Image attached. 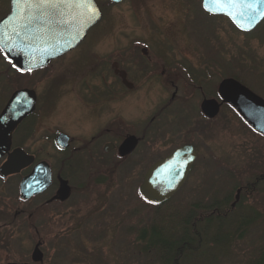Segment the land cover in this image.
Here are the masks:
<instances>
[{"label": "rangeland", "instance_id": "rangeland-1", "mask_svg": "<svg viewBox=\"0 0 264 264\" xmlns=\"http://www.w3.org/2000/svg\"><path fill=\"white\" fill-rule=\"evenodd\" d=\"M96 1L104 6V15L90 28L81 50L43 72L18 74L0 55V110L15 89L34 88L38 127L31 139L55 129L91 134L116 117L122 134L136 129L141 137L148 128L147 133L138 150L120 162L98 155L87 164L84 151H77L73 159L80 158L83 165L76 168L71 162L73 171L65 170L71 198L48 210L38 208L39 199L19 201L17 178L0 179V264L30 262L39 240L41 264H256L264 253V183L260 194L244 197L243 208L250 210L245 226L226 227L227 219L214 218L199 224V213L209 216L212 199L223 202L233 196L236 180L241 183L257 174L264 163L263 140L227 110L209 124L202 122L198 105L201 90L212 95L223 78L248 81L264 75V25L242 33L225 18L204 12L201 0H124L116 5ZM143 46L148 48L144 58ZM112 60L130 68L135 90L119 89L101 102L91 99L80 83L89 79L91 85H100L93 69L101 64L106 87H114L108 68ZM143 64L149 68L146 72L141 71ZM93 104L96 111L100 105L105 108L94 113ZM182 139L200 149L182 188L160 205L140 199L141 150L148 146L156 160ZM30 140L27 149L41 157L58 164L64 156L48 140ZM227 174L231 180L225 181ZM34 208L36 213L27 219ZM238 212L233 219L240 218ZM180 238L193 240V247H183L178 254Z\"/></svg>", "mask_w": 264, "mask_h": 264}, {"label": "flooded vegetation", "instance_id": "flooded-vegetation-1", "mask_svg": "<svg viewBox=\"0 0 264 264\" xmlns=\"http://www.w3.org/2000/svg\"><path fill=\"white\" fill-rule=\"evenodd\" d=\"M13 1L14 0H0V21L8 18L10 16L16 18V21H12V22L14 23L13 27L17 28L19 34H21L23 37L22 41H20V43H19L20 46L23 48L21 50H25V48H28V51H37V49H38V51H43V52L54 51L55 49H53L51 47H58L59 44L65 43V41L61 38L65 37V35L69 34L68 28H69L70 20H72L74 18L77 19L80 16V14L81 13L84 14V11H85V8L80 5L82 0L76 1V3H78V4L75 7L73 6L74 0H53L52 3H43V2H41V0H18V4H14L15 2H13ZM94 1L96 2L97 6L100 9V12H101L100 20H101L103 15H104V6L99 4L96 0H94ZM105 1H106V3H105L106 5H116V4L121 3L124 0H120L118 2H114L112 0H105ZM253 1L255 3L259 2V0H253ZM200 5L202 7V0L200 2ZM203 11L206 12L205 10H203ZM206 13L209 15H212L214 17L225 18L232 25L233 28H235L237 31H240V32L246 33V34L256 30L257 28H260V27L263 28L262 26L264 25V16H263L259 20V22H257L253 26V28H251L250 30L244 31V30L238 29L232 23V21L225 15L211 14L208 12H206ZM261 28H260V30H261ZM89 30H87L85 36L77 44H75L69 50H66V51L62 50L63 52L61 54L50 59L45 66L37 68L35 70V72H33V74L43 72V70L47 69V67L51 66L57 60L62 59L63 57H65L66 55H68L70 53L81 50V48L83 47V44L86 42V39H88ZM59 36H60V38H59ZM0 55H2L1 50H0ZM140 55L142 58L147 57L148 48L146 46H143L140 49ZM114 63L116 64L117 70L121 71L125 74V79L127 80L128 83H130L132 85L131 87L126 86L123 83L121 76L116 74L115 70L113 69ZM96 65H97V63H96ZM178 66L180 67V70L183 71L182 73H184L185 68L180 66V65H178ZM100 67H101V64L99 65V67L97 66L96 69H93V71H97L95 78L99 79V81L101 83L100 85H97V84L91 85L89 83V79H84L80 83L82 85V89L88 90L87 93H88V96L91 97V99L93 98V100H94V98H95L96 101L101 102L103 96L105 97L106 95H111V94L116 95L117 91L119 89H120V91H122V89H126V91H134L135 90L134 88L137 86V84H136V82L133 81V79L131 77L130 68H128L126 65H124L121 61L112 60V61H110V63H108L109 72L113 75L112 83H113L114 87L112 86V88H108L109 86L106 87V78L104 77V73H100L104 68H100ZM148 69L149 68L147 67L146 64L145 65L143 64V66L141 67V71L146 72V70H148ZM148 73H149V75H152L151 72H148ZM227 78L235 79L236 81L241 83L243 86H245L250 92H252L256 96H258L259 98L264 100V75H262L261 77H259L257 79L255 78L253 80L247 79L249 81V83H248V81H242L243 79L240 80L239 78H236L234 76L233 77H227ZM224 79H226V78L221 79L217 84L215 83L216 87L213 89L214 92L210 96L206 95L201 90V92H202L201 96L202 97H201L199 105H198L199 106L198 112H199V115L201 116V119H202L201 121L209 124V123L213 122L221 113H223L224 111L227 110V111L231 112L232 114H234L243 123V125H245L247 128H249V129L253 130L255 133H257L260 136V138L263 140V146H264V135L255 131L249 124H247L241 118L240 114L236 111V109L230 103L224 101L222 99V97L220 96L218 88H219L220 82ZM21 88H27V87H21ZM29 89H33L35 91V94H36L35 108L31 113H29L27 116H25L21 120V122L12 131L10 148H9L8 152H6L4 154V156H2L0 158V166L2 163H4L7 160L8 154H10L11 152H13L16 149L22 150L28 156H32L33 160L28 165L21 168L18 172L6 175L5 177H2L0 175V179L2 181H5V180H8L12 177L17 178L18 179L17 189H18V194H19L18 195L19 201L24 202V203H28L32 200L39 199L37 206H38V208H40V210H48L49 207L53 206V205L60 206L64 203H67L69 201V199L71 198L72 186H71V182H70L71 179L68 177V175H69L68 173H71L74 169V165L71 162H74L76 168L80 167V165H83L80 158H77L76 160L73 159L74 158L73 156L77 151H84V158H85L84 161L87 164L90 163V160H92V158H95V156L98 157V155H99L98 158H101L100 157L101 155L103 158H105L107 155H111V157L113 159L117 160V162H120L122 160L129 158L132 154H134V152H136L138 150V148H139V146L143 140V137L147 133L148 128L143 130L144 134L141 137L136 134V131H137L136 129H133L132 133L126 132L125 134H122L120 121H119L118 117H116V118H114L113 124L108 123V126H107L105 124V121H104L102 123V125L100 124L101 126L99 125L98 126L99 128L91 134L81 135V136L75 135V134L70 135L68 132H65V131L60 130V129H57V130L55 129L51 132V134H47L45 137L41 138V136H40L41 139H38V140L34 139L35 134H36L35 131H36V128L38 127V120L35 121L36 124L34 123V120L37 118V111H38L37 108H38V104H39V99H38V95L36 93V90L34 88H29ZM200 89H202V88H200ZM12 93H13V91L10 93L9 97L6 99L1 110L7 104ZM173 96H174V93H172V95H171V98H170L171 100L173 99ZM83 97H84V99H86L85 96H83ZM205 99L206 100H214L216 102V104L218 105V111L215 114V116L209 117L202 112L201 103ZM87 101H88V99H87ZM172 101H170V102H172ZM87 103L92 104V102H90V101H88ZM53 105L55 106L56 102L53 101ZM104 105H100L98 111H96L97 106L94 105L95 106L94 113L101 111L102 110L101 108L104 109L105 108ZM1 110H0V112H1ZM214 128H213V131H214ZM185 129L186 128H184L183 130H185ZM188 132H190V133L193 132V129H190V130L188 129ZM60 134H63L67 137L66 138L67 139L66 146H63V145L61 146V144L59 143L58 138H59ZM33 135H34V138L31 139L32 137L30 138V136H33ZM128 136H133L136 139L137 143H136L134 149L129 154L121 156L119 154L118 148H119L120 144L123 142V140ZM27 140H30L31 143H33V144H35L39 141H42V140H48L50 142V145L53 147V149H55L60 154H64V156H62L59 159L58 164H57V163H55V161H53L49 158L41 157L40 155L29 151L27 149ZM179 141H182V142L179 143ZM174 143H176V142H174ZM177 143L178 144H176V146L171 148L170 151H168L166 154L162 155L161 157H159L156 160L153 159V153H151V149L148 148V146H147V148L145 147L143 150H141L142 152H141L140 161L144 162L143 163L144 167L141 169V174H140L141 182H142V179L144 178V175L147 172V170L156 161L165 158L166 156L170 155L176 149H178L182 146L189 145L193 148V150L195 152V158H194V160L190 166L189 172L186 176L184 183L186 182V180L188 179L192 169H194L195 164L198 161L200 149H198L196 144H194L193 142H190V141H186L185 139L177 140ZM212 155H214V153ZM258 161H260V159H258ZM40 162H46L47 165L49 166V171H50L49 181L47 182V184H45V187L40 192L33 194L32 196H30L27 199L21 198L20 192H19V184H20L22 178H24L26 175H28L33 170V168ZM221 165L222 164L219 163V166H221ZM260 165H262V168L258 169L257 174H255L251 179L250 178L243 179L241 183L238 180H236L237 183H235L233 185L234 186L233 187V189H234L233 190V192H234L233 196H230L229 198L226 197V199H224L223 202L217 201L218 199H216V198H214L215 201H214V199H212L209 203L210 205L206 209L207 211L210 212L209 216L202 218L201 217L202 215L200 214L201 213L200 212L199 213V224L202 220H205V222L207 223L208 219L210 221L214 218L216 220L227 219V220H225L224 224H226V227L231 226L233 224V221H234V219L232 217L233 214L234 213L236 214L238 211H240V208H242L244 203L246 202L244 200L245 195L247 196L249 193H254V192L258 193V194L261 193L260 186H261V184L264 183V163H261ZM66 169L68 171L67 174L65 172ZM72 175H71V177H72ZM223 176H224L225 181L231 180V177L228 176V174L223 175ZM217 177H219V176L217 175ZM61 180L66 181L67 185L70 188L69 196L65 199H60V198L55 197L57 195V190L59 188V184H60ZM183 184H182V186H183ZM182 186L180 187V189L182 188ZM220 188H223V187H220ZM220 188H217L218 190H216L215 193H219ZM256 189H258L259 192H257ZM251 191H253V192H251ZM245 193H247V194H245ZM137 194L140 197V199H142V197L138 193V189H137ZM37 206H36V208H37ZM52 208H50V209L51 210L55 209V208H53V209ZM37 209L34 208L33 210H30L31 212L27 213V219H31V216L34 213H36ZM202 209L203 208H201L200 210L203 211ZM24 212H26V211L20 210L19 214H24ZM238 213L240 215L241 212H238ZM223 217H226V218H223ZM35 233H37L36 230H35ZM216 238L217 237L213 238V241H216ZM36 245H38V248L42 253L41 261L32 262L31 255H30V262H26V263H33V264H41L42 263L43 257H44V254L42 251L43 243L39 240L34 244V247Z\"/></svg>", "mask_w": 264, "mask_h": 264}, {"label": "water", "instance_id": "water-1", "mask_svg": "<svg viewBox=\"0 0 264 264\" xmlns=\"http://www.w3.org/2000/svg\"><path fill=\"white\" fill-rule=\"evenodd\" d=\"M78 0H74L73 6H77ZM118 2L120 0H112ZM18 4V0H14ZM81 6L85 8L84 14L69 22V36H66L64 44L50 52L25 51L20 45L18 30L13 28L16 18L10 16L0 21V49L12 63L22 71L42 67L59 54L62 50H69L77 44L101 17L100 9L94 0H82ZM203 8L214 14H224L241 30H249L264 16V0L255 3L253 0H236L235 3L219 4L215 0H203ZM116 74L120 75L123 83L132 85L125 79V74L118 71L113 64ZM219 94L222 99L230 103L236 111L255 130L264 134V100L250 92L245 86L233 78H226L219 84ZM35 92L31 89H19L12 93L7 104L0 112V158L8 152L11 145V134L21 120L31 113L35 107ZM202 112L213 117L218 111V105L214 100H203ZM67 137L59 135L58 141L61 146H66ZM137 141L133 136L126 137L120 144L118 150L121 156L129 154L135 147ZM195 158V152L189 145L176 149L165 158L156 161L145 173L139 186V194L148 202L160 204L168 200L184 183L190 166ZM32 156L26 155L22 150L16 149L8 154L7 160L0 166V175L18 172L21 168L32 161ZM50 171L46 162L38 163L33 170L22 178L19 184L20 197L27 199L35 193L40 192L49 181ZM70 188L67 182L60 181L56 198L65 199L69 196ZM42 253L36 245L31 254L33 262L41 261ZM7 264H33L16 263Z\"/></svg>", "mask_w": 264, "mask_h": 264}, {"label": "trees", "instance_id": "trees-1", "mask_svg": "<svg viewBox=\"0 0 264 264\" xmlns=\"http://www.w3.org/2000/svg\"><path fill=\"white\" fill-rule=\"evenodd\" d=\"M19 74H21V73H19ZM21 75H23V74H21ZM245 194H247V193H245ZM248 211L250 212V210H248L247 208H245V209L243 207L240 208V212H241L240 213V218L234 219L235 222L233 221V223L240 224L241 226L247 225L250 222V220L247 219V214H248L247 212ZM208 221H209V219H208ZM191 242L193 243V240H190V239H187V238H180V246H179L180 247V250L177 251V253L179 254L181 252V248H183V247L184 248L193 247V245L191 244ZM256 264H264V253L261 256V259H259L258 261H256Z\"/></svg>", "mask_w": 264, "mask_h": 264}, {"label": "snow or ice", "instance_id": "snow-or-ice-1", "mask_svg": "<svg viewBox=\"0 0 264 264\" xmlns=\"http://www.w3.org/2000/svg\"><path fill=\"white\" fill-rule=\"evenodd\" d=\"M43 3H52L53 0H41ZM216 3L219 4H227V3H235L236 0H215Z\"/></svg>", "mask_w": 264, "mask_h": 264}]
</instances>
